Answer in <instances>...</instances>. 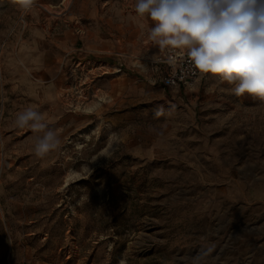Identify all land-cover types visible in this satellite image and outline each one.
<instances>
[{"label":"rangeland","instance_id":"374dc122","mask_svg":"<svg viewBox=\"0 0 264 264\" xmlns=\"http://www.w3.org/2000/svg\"><path fill=\"white\" fill-rule=\"evenodd\" d=\"M134 2L0 0V264H264L262 210L214 201L264 166V100L165 85ZM27 107L61 140L43 158Z\"/></svg>","mask_w":264,"mask_h":264},{"label":"clouds","instance_id":"9594fccd","mask_svg":"<svg viewBox=\"0 0 264 264\" xmlns=\"http://www.w3.org/2000/svg\"><path fill=\"white\" fill-rule=\"evenodd\" d=\"M12 3L28 12L34 0ZM134 12L152 22L148 38L161 50L179 49L194 69L232 85L236 96L264 100V0H135ZM14 126L32 131L38 158L61 144L58 132L32 107L17 113Z\"/></svg>","mask_w":264,"mask_h":264},{"label":"crops","instance_id":"0c3cea01","mask_svg":"<svg viewBox=\"0 0 264 264\" xmlns=\"http://www.w3.org/2000/svg\"><path fill=\"white\" fill-rule=\"evenodd\" d=\"M244 173V175L239 174V178L231 179L228 182H221L220 189H215L217 194L214 201H220L216 202L219 204L228 202L232 205L230 209H236V211H239L240 213L244 210L246 211L247 216H253L252 211L257 207L256 210L261 209L264 216V166L258 171V173L246 171H244ZM222 204L221 206H223ZM261 226V240L264 247V220Z\"/></svg>","mask_w":264,"mask_h":264},{"label":"built area","instance_id":"2783aa9c","mask_svg":"<svg viewBox=\"0 0 264 264\" xmlns=\"http://www.w3.org/2000/svg\"><path fill=\"white\" fill-rule=\"evenodd\" d=\"M168 64L172 67V71L164 80L165 85L192 83L200 74L198 70L194 69L184 52L171 51Z\"/></svg>","mask_w":264,"mask_h":264},{"label":"bare ground","instance_id":"6f19581e","mask_svg":"<svg viewBox=\"0 0 264 264\" xmlns=\"http://www.w3.org/2000/svg\"><path fill=\"white\" fill-rule=\"evenodd\" d=\"M91 109H92L91 106H87L85 110H86L87 112H91Z\"/></svg>","mask_w":264,"mask_h":264}]
</instances>
